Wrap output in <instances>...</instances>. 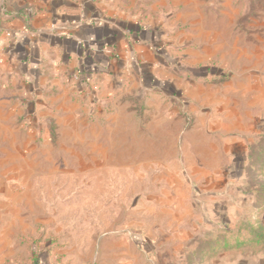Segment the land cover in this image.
I'll use <instances>...</instances> for the list:
<instances>
[{
	"label": "rangeland",
	"instance_id": "374dc122",
	"mask_svg": "<svg viewBox=\"0 0 264 264\" xmlns=\"http://www.w3.org/2000/svg\"><path fill=\"white\" fill-rule=\"evenodd\" d=\"M113 2L161 31L154 74L97 78L84 96L50 78L30 96L0 41V264H213L198 240L248 218L231 178L245 143L225 126L264 73L249 59L264 52V0Z\"/></svg>",
	"mask_w": 264,
	"mask_h": 264
},
{
	"label": "crops",
	"instance_id": "0c3cea01",
	"mask_svg": "<svg viewBox=\"0 0 264 264\" xmlns=\"http://www.w3.org/2000/svg\"><path fill=\"white\" fill-rule=\"evenodd\" d=\"M0 39L6 54L3 73L13 86L20 81L30 96L35 94L36 82L45 84L50 78L60 82L76 79L77 90L84 96L97 78L114 82L131 71L142 77L145 68L154 74L161 63L157 48L163 44L157 26L129 14L113 0H0ZM257 49L249 55L250 63L260 59L264 64V52ZM148 52L151 56H146ZM209 59H199L198 65ZM247 77L249 81L235 92L240 117L225 126L245 143L239 173L231 177L238 180L239 190L233 202L237 210L248 208L251 222L264 230V169L261 163L249 166L250 148L264 135V73ZM15 88L9 97L19 94ZM218 96L214 100L218 110L229 105L230 101ZM209 260L213 264H264V244L224 250Z\"/></svg>",
	"mask_w": 264,
	"mask_h": 264
},
{
	"label": "trees",
	"instance_id": "16d2710c",
	"mask_svg": "<svg viewBox=\"0 0 264 264\" xmlns=\"http://www.w3.org/2000/svg\"><path fill=\"white\" fill-rule=\"evenodd\" d=\"M204 66V65H199ZM212 78L215 79H225L224 76H214L208 77V73L198 76V80L211 81ZM211 79V80H210ZM250 167L255 166L257 163L262 164L264 169V135L261 136L256 144H254L249 151ZM253 165V166H252ZM252 171V170H251ZM252 178V182H254ZM248 213V218L236 219L235 224H230V221L225 222L219 229L216 235L209 236L207 238H201L198 240L200 246H196L197 250L200 247V252H202L203 261H206L210 257L216 255L218 252L239 248L245 245H263L264 244V230L260 225H254L251 222L249 216V209H245ZM191 254H194L193 252ZM36 264H48L38 257L35 260Z\"/></svg>",
	"mask_w": 264,
	"mask_h": 264
}]
</instances>
